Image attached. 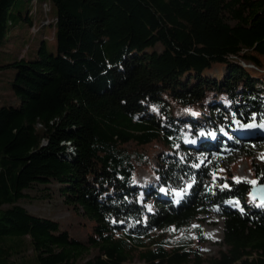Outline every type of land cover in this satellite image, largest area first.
Segmentation results:
<instances>
[{
    "label": "trees",
    "instance_id": "trees-1",
    "mask_svg": "<svg viewBox=\"0 0 264 264\" xmlns=\"http://www.w3.org/2000/svg\"><path fill=\"white\" fill-rule=\"evenodd\" d=\"M49 1L55 52L45 38L35 58L0 61L19 100L0 105V264H264V200L250 194L264 134L221 131L264 121V0ZM31 2L0 0V53L33 25ZM234 153L254 183L217 181ZM140 167L155 181L136 184ZM46 201L75 224L26 208ZM212 211L222 239L205 255L195 223Z\"/></svg>",
    "mask_w": 264,
    "mask_h": 264
},
{
    "label": "rangeland",
    "instance_id": "rangeland-1",
    "mask_svg": "<svg viewBox=\"0 0 264 264\" xmlns=\"http://www.w3.org/2000/svg\"><path fill=\"white\" fill-rule=\"evenodd\" d=\"M50 6V7H49ZM30 7H32L31 19L33 20V25L29 28V21L20 22L14 29L12 28L7 32L9 40L6 42L3 52L0 53V61H10L18 54H23L28 58H35L37 56L38 46L41 44L43 39L45 42V47L47 51L55 52V39L53 35L54 27L52 20H54V7L50 4L49 0H32ZM29 48L28 54H25V50ZM15 73L14 69L0 70V105L8 102L15 103V96L13 95L10 79ZM199 110H190L186 112V115H196ZM182 114V111H179ZM244 125H248L245 127ZM222 133L226 136H230L229 132L237 134L238 137L242 139L241 142H248L251 137L259 131H264V121L251 123H243L238 119H233L230 123H226ZM204 131H197L194 133L193 137L187 140V143L191 146H195L196 138L203 139L205 136ZM261 146H264V142H261ZM154 146H150L147 151L153 152L155 154ZM264 159V148L255 155L254 160ZM253 161L251 158L244 156V154L234 153L229 161L224 162L221 166H218L214 170L213 175L215 178H231L235 181H251L253 182V173L251 170V165ZM239 178V179H235ZM155 181V177L149 172L148 169L140 167L138 168L136 184L151 183ZM159 193L164 198L171 194L174 200L179 199L184 191L181 189L167 190L162 187L159 189ZM154 201L149 200L145 203L148 210L152 209ZM26 208L32 212H39L48 216H52L55 219L61 221L62 225L67 229H70L74 224L75 218L71 211L57 204L55 201H46L42 204H31L26 205ZM200 221L195 224L199 225L203 230L207 241L200 245V249L203 254L210 255L213 254L218 247V243L222 239V228L223 221L221 216L216 212L212 211L208 214H201L199 216ZM85 258L80 260L77 264H85ZM131 264H142L141 261L134 259Z\"/></svg>",
    "mask_w": 264,
    "mask_h": 264
},
{
    "label": "water",
    "instance_id": "water-1",
    "mask_svg": "<svg viewBox=\"0 0 264 264\" xmlns=\"http://www.w3.org/2000/svg\"><path fill=\"white\" fill-rule=\"evenodd\" d=\"M251 196L257 198L260 201L264 200V184L255 183L251 187Z\"/></svg>",
    "mask_w": 264,
    "mask_h": 264
},
{
    "label": "snow or ice",
    "instance_id": "snow-or-ice-1",
    "mask_svg": "<svg viewBox=\"0 0 264 264\" xmlns=\"http://www.w3.org/2000/svg\"><path fill=\"white\" fill-rule=\"evenodd\" d=\"M245 127H247L248 125H244ZM235 179H239V178H235ZM253 183H254V181H253Z\"/></svg>",
    "mask_w": 264,
    "mask_h": 264
}]
</instances>
